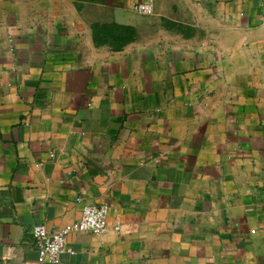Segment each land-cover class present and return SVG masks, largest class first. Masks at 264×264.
Segmentation results:
<instances>
[{
    "label": "crops",
    "instance_id": "1",
    "mask_svg": "<svg viewBox=\"0 0 264 264\" xmlns=\"http://www.w3.org/2000/svg\"><path fill=\"white\" fill-rule=\"evenodd\" d=\"M135 1L0 0V264H264V0Z\"/></svg>",
    "mask_w": 264,
    "mask_h": 264
},
{
    "label": "built area",
    "instance_id": "2",
    "mask_svg": "<svg viewBox=\"0 0 264 264\" xmlns=\"http://www.w3.org/2000/svg\"><path fill=\"white\" fill-rule=\"evenodd\" d=\"M134 9L141 14H149L154 10L152 0H136ZM53 155V152H51ZM109 205L107 203H85L81 216L66 225L50 229L46 223L39 222L32 226L31 233L38 252V261L55 262L61 253L73 251L68 245V235L73 231L103 232L107 229ZM116 230L121 231V223H115Z\"/></svg>",
    "mask_w": 264,
    "mask_h": 264
}]
</instances>
